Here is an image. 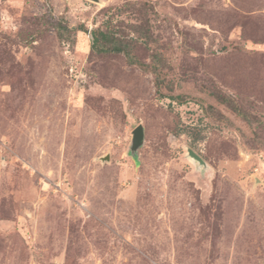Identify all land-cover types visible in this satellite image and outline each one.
<instances>
[{
	"label": "rangeland",
	"instance_id": "rangeland-1",
	"mask_svg": "<svg viewBox=\"0 0 264 264\" xmlns=\"http://www.w3.org/2000/svg\"><path fill=\"white\" fill-rule=\"evenodd\" d=\"M0 264H264V0H0Z\"/></svg>",
	"mask_w": 264,
	"mask_h": 264
},
{
	"label": "trees",
	"instance_id": "trees-1",
	"mask_svg": "<svg viewBox=\"0 0 264 264\" xmlns=\"http://www.w3.org/2000/svg\"><path fill=\"white\" fill-rule=\"evenodd\" d=\"M55 24H57V27L66 29V26L60 21L55 22ZM109 30L110 29L103 30L101 28H97L93 30L90 33L91 48L93 50L95 49L103 52H110V51L123 52L128 62L132 63L134 60L132 59L133 57L131 56L128 50L127 44L119 40L115 36V34ZM222 100H226V98H223Z\"/></svg>",
	"mask_w": 264,
	"mask_h": 264
},
{
	"label": "water",
	"instance_id": "water-1",
	"mask_svg": "<svg viewBox=\"0 0 264 264\" xmlns=\"http://www.w3.org/2000/svg\"><path fill=\"white\" fill-rule=\"evenodd\" d=\"M91 1L99 2L100 0H91ZM142 143H143V128L139 124L131 132V141L129 147L130 154L133 155L134 152L141 146ZM187 155L190 159L196 161L198 164L201 165L204 164L200 156L190 148L187 149ZM105 158L106 157H102L101 159L104 160Z\"/></svg>",
	"mask_w": 264,
	"mask_h": 264
}]
</instances>
